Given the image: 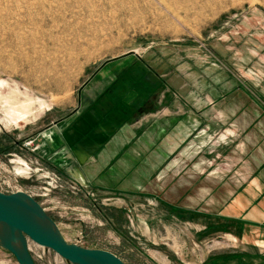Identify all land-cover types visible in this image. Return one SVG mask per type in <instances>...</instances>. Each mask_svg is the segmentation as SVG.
Masks as SVG:
<instances>
[{
	"label": "rangeland",
	"instance_id": "374dc122",
	"mask_svg": "<svg viewBox=\"0 0 264 264\" xmlns=\"http://www.w3.org/2000/svg\"><path fill=\"white\" fill-rule=\"evenodd\" d=\"M111 100L106 118L137 106L95 151L62 139ZM15 191L126 264H264V0H0V192ZM0 264L18 263L0 247Z\"/></svg>",
	"mask_w": 264,
	"mask_h": 264
},
{
	"label": "water",
	"instance_id": "95a60500",
	"mask_svg": "<svg viewBox=\"0 0 264 264\" xmlns=\"http://www.w3.org/2000/svg\"><path fill=\"white\" fill-rule=\"evenodd\" d=\"M28 240L50 249L70 264H126L109 251L67 243L30 195L0 192V247L18 264H35Z\"/></svg>",
	"mask_w": 264,
	"mask_h": 264
},
{
	"label": "crops",
	"instance_id": "0c3cea01",
	"mask_svg": "<svg viewBox=\"0 0 264 264\" xmlns=\"http://www.w3.org/2000/svg\"><path fill=\"white\" fill-rule=\"evenodd\" d=\"M114 92V91H113ZM117 96V95H115ZM102 102V101H101ZM101 102L93 106L91 112L86 113L71 129L62 135V139L69 145H76L80 153L84 155L95 151L99 143L107 139L114 126H117L121 120L137 106L126 104L122 105L106 118V112L113 106L111 101ZM129 105V106H128Z\"/></svg>",
	"mask_w": 264,
	"mask_h": 264
},
{
	"label": "built area",
	"instance_id": "2783aa9c",
	"mask_svg": "<svg viewBox=\"0 0 264 264\" xmlns=\"http://www.w3.org/2000/svg\"><path fill=\"white\" fill-rule=\"evenodd\" d=\"M16 192V191H15ZM29 249V248H28Z\"/></svg>",
	"mask_w": 264,
	"mask_h": 264
}]
</instances>
